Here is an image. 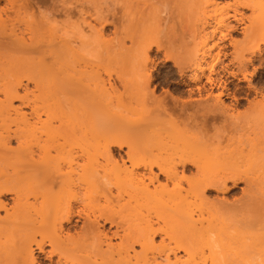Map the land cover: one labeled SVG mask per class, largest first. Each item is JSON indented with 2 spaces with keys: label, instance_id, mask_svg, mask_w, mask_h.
<instances>
[{
  "label": "bare ground",
  "instance_id": "obj_1",
  "mask_svg": "<svg viewBox=\"0 0 264 264\" xmlns=\"http://www.w3.org/2000/svg\"><path fill=\"white\" fill-rule=\"evenodd\" d=\"M2 1L0 264H227L230 259H238L242 264L250 259L248 249L257 252L256 257L262 258L260 263L264 264V186L258 181V170L237 165L239 150L230 149L232 139L227 144L220 140L210 142L203 134L205 128L195 133L200 124H185L182 119L188 102H165L158 99L154 90L148 96L152 110H148L150 106L139 92L131 93L130 100H125L99 69L92 68L90 74L83 65L86 73L80 70L79 62L84 58L71 40L51 46L47 39L50 29L45 31L32 19L35 13L28 14L35 7L39 9V5L35 6L31 0ZM201 1L202 14L197 21L201 22L202 31L194 30L193 35L195 40L199 38V49L185 62L192 69L190 79L200 96L201 85L207 82L211 86L207 100L213 101L218 109L228 110L230 107L225 106L223 99L225 89L218 87V92L224 95L217 100L218 92L213 88L221 85L218 66L228 71L227 65H221V42L227 39L225 34L227 37L231 34L228 31L233 26L228 22L222 1ZM233 4L231 16L235 18L241 15L240 8L251 10L248 23L242 28L244 40L250 44L259 38L250 47L248 62H252L264 44V0H233ZM99 34L106 42L104 31L100 29ZM130 39L133 45L138 42L134 35ZM229 42L237 51L239 41L231 38ZM108 45L112 46V42ZM118 45L125 48V41ZM109 46L111 52L113 46ZM125 49L120 52L121 57L129 55V49ZM143 52L146 63L140 74L148 84L146 90L151 81L147 63L150 55L146 47ZM124 63V69L131 64L129 59ZM237 63L239 71H246L243 66L248 63ZM230 74L236 77L238 72ZM61 95L69 96L68 104ZM257 95L261 97L250 105L264 107V92ZM104 99L110 104L116 100L120 110L112 116L109 111L108 117L117 114L118 123H131L134 127L133 132L130 130L133 127L124 129L127 134L121 135L119 138L123 140L117 142L120 148H127V158L118 159L110 143L101 145V134L93 118L94 105L100 109L106 104ZM133 99L141 104L135 120L123 114L131 112ZM153 112L157 117H152ZM161 115L174 119L161 122L157 120ZM87 119L93 120L91 124ZM206 120L205 117L203 123ZM253 142L249 163L252 157H258L260 150L264 151V146L258 149L259 142ZM102 158L106 161L104 166L99 161ZM240 182L245 183L244 195L233 203L224 199L221 203L224 206L219 207L217 201L207 196L212 189L227 192ZM170 184L171 190L167 189ZM111 185L120 192L129 190L125 210L134 216L137 213L141 228L136 233L123 228L114 206L118 195H113ZM233 205L246 208V212L243 209L244 213L231 215ZM76 218L81 221L80 226L74 224ZM106 223L116 228L112 237H120L119 243H113L109 233L102 229ZM156 223L160 225L155 227ZM120 228L124 230L122 234ZM159 235L161 241L157 244L155 238ZM136 245L140 250L135 249ZM41 254L46 261H42ZM251 258L254 262L255 257Z\"/></svg>",
  "mask_w": 264,
  "mask_h": 264
},
{
  "label": "rangeland",
  "instance_id": "obj_2",
  "mask_svg": "<svg viewBox=\"0 0 264 264\" xmlns=\"http://www.w3.org/2000/svg\"><path fill=\"white\" fill-rule=\"evenodd\" d=\"M31 1L35 6L39 5L40 8L36 9L35 7L33 10H30L28 14L35 13L32 19L37 20V23H40V27L45 28V31L50 29L51 35L48 33L47 39L51 42V46H59L58 44H60L61 41L69 42L71 40L72 43H70L73 47L75 46L79 54L81 53L80 56L82 55L84 60L81 58L82 63L79 62V64L82 65L81 68L79 67L80 70L83 72L86 70L88 72L89 70L88 73H90L92 68L99 69L101 75L107 81L110 80L118 93H121L127 101L130 100L129 95L131 93L139 92L150 106L148 110H152L151 98L148 99V96L153 90L155 91V95L158 96V99H163L165 102H177L178 104L188 102L187 108L182 111V119H184L185 124H200V128H196L194 132L197 133L201 128H205L206 130L203 134L206 135V138H208L210 142H218L220 140L223 144H227L232 139L231 142L233 144L230 149L239 150L237 154V165L241 168L252 167L255 171L258 170L260 175L258 181L264 186V151L260 150L259 154L257 153V158L256 156L255 158L252 157V163H249V161H251L249 157L251 156L248 154L251 146H253L251 145L253 141L259 142L260 146H258V149L264 146V107H261V105L252 107L250 105V102L255 103L261 97L257 95L258 92H264V69L260 68L261 63H264V44H262V52L253 56L252 62H248L251 57L250 47H252L259 38H255L253 44H250L249 41L244 40V31L242 28L248 23L251 10L242 7L240 8L241 15H238L241 19L239 17L235 18L231 16L235 9L233 0H219L222 1L225 12H228L226 13L229 16L228 22L233 26V28H230L228 31L231 33V36L229 35L227 39L221 42L223 46V64L221 65L224 67L227 65L228 71H223L221 66H218V78H221L219 84L222 83L224 85L226 94L223 98L225 104L227 103L225 106L230 107V110H227V108L218 109L215 107L213 101L207 100L206 95L211 88L209 83H202V97L200 96L197 86H195V83L190 79L192 69L189 68L185 62L187 57L192 56L197 52V49H199L197 44L199 38L195 40L193 35H195L194 30L195 32L196 30L198 32L202 31L201 22L199 23L197 21L202 14L201 0ZM0 5H4V1H2ZM205 6L206 5H203V7ZM90 25L92 27H90ZM100 29L107 35L106 42L108 41L110 44L112 42L113 47L109 46V43L105 44L106 42L102 41L99 34ZM131 35H134L138 41L135 45L131 43ZM231 38L239 41L237 51L229 42ZM123 40L125 41L124 47L129 49V55L126 57H121L126 49L118 45L119 42L123 43ZM75 42L77 43L75 44ZM106 45L112 47L111 52L110 50L108 51ZM158 45H161V49H158ZM145 47L149 50L151 60L147 62L151 81L149 83V89L146 90L145 88L148 84L145 83L144 77L140 74L142 66L146 63L143 61V51ZM234 56L237 58L234 59ZM126 59H129L131 64L127 69H124V61ZM238 61L248 63L246 67L243 66V63L240 64L246 69L244 72L248 77L247 80L240 78L242 72L239 71V67L237 66ZM79 64L77 66H79ZM83 65L86 68L85 71ZM232 72H238V75L234 77L230 74ZM107 86H110L108 82ZM29 87L33 88V83H30ZM216 87L217 88H213L216 93L219 89L223 90V88L218 89V87H220L219 85ZM61 97L66 100L68 104L69 96L61 95ZM103 102H106L107 105L101 106L102 108L100 107V109H98L97 105H94L96 109L94 108L95 116L93 118V124H97L95 128L98 126V133L100 132L101 134V137H99L101 145L110 143L113 153L118 159L120 156L127 158V148H120L117 142L123 140L119 138L121 135L127 134L124 132V129L128 126L133 127V125H131V123H118L117 114L113 117H108L111 114H115V112H120L116 107V100L113 101L112 104H110L111 102L109 103V101H105V99ZM16 103L19 104V102ZM92 105L93 104H91V107ZM132 106L133 109L130 113L123 112V114H125V118L135 120L138 118L136 111L140 109L141 104L133 99ZM104 109L105 112L107 111V114L104 112ZM24 110L28 111L29 109L24 108ZM90 111L91 110H89V113ZM109 111L112 112L109 113ZM231 111H233L234 115ZM87 115L88 113L86 116ZM91 115L94 114L91 112ZM186 116L190 117L187 118ZM152 117L155 118L157 115L154 116L153 112ZM205 117L207 120L203 123ZM90 119L92 118H89V120ZM170 119H174V116L161 115L157 118V120L161 122H163V120L170 121ZM90 122L89 124H91ZM56 125H60L59 122L55 124V127H57ZM130 130L133 132L134 127ZM15 144L14 142L13 145ZM99 161H101L102 164L103 162L104 164L106 163L103 158L101 160L99 159ZM111 165L110 168L112 167ZM128 165H130V163H128ZM107 167L109 166L107 165ZM110 168H106V170ZM161 179H163V176H161ZM111 186L114 187L112 188L114 189L113 195H118L117 198L115 196L114 201H116V199L117 201L114 206L121 216L120 220L124 226L123 228L126 229V232L136 233L141 228L139 220L135 217L137 213L133 211L136 213L134 216V214L132 215L129 213L128 209L125 210L126 206L128 208L127 201L130 200L126 194L129 190L125 189L126 192H123L122 189V192H120L118 187L115 185ZM244 187L245 183L240 182L227 192L212 189L207 192V196H209L211 200L217 201L216 203L219 207H223L224 205L221 203L224 199H226L228 203H233L235 200L242 198L244 195ZM167 189H173V185L170 184ZM120 194L123 195L118 199ZM128 195H130V193H128ZM8 198H10V196H7V199ZM132 200L131 198L130 203L132 202L131 204L133 205L134 201ZM231 208L237 209L231 210ZM231 208L229 210L231 215L242 214L244 213L243 209L246 212V208L242 206L235 207L233 205ZM223 210H226V208ZM1 213L4 215V212ZM76 220L77 223L74 224L80 226L82 224L81 221L79 218H76L75 222ZM159 225V223H156L155 227ZM104 228L111 238L116 228L111 227L108 223H106L102 229ZM123 228H120V234L124 232ZM155 240L156 243L159 244L161 241L160 235L157 236ZM91 241L92 240H90V242ZM112 241L113 243H119L120 237L114 236L112 237ZM140 248L139 245L135 246L136 250H140ZM250 250L248 249L249 253L247 252V254L250 255V257L248 256V258H250L249 260L253 262L254 258L251 257L254 256L255 260L259 261L257 264H263V262L260 263L262 258L260 260L257 258V252L254 250L250 252ZM231 258L233 257L231 256ZM41 259L42 261H46L45 255L41 254ZM230 260L233 262L227 260V264H241L242 262L240 261L239 263L237 261L238 259ZM249 260L246 262L248 263ZM255 260L253 263L249 261L248 264H254ZM246 262L244 261L243 263Z\"/></svg>",
  "mask_w": 264,
  "mask_h": 264
},
{
  "label": "snow or ice",
  "instance_id": "obj_3",
  "mask_svg": "<svg viewBox=\"0 0 264 264\" xmlns=\"http://www.w3.org/2000/svg\"><path fill=\"white\" fill-rule=\"evenodd\" d=\"M225 38H227V34H225ZM234 43H238V42H235V41H234ZM260 68H261V69H264V63H261ZM240 78H241V79H244V80H247L248 77H247L246 74H244V73L242 72ZM220 87H221V88H224V85L221 83ZM223 95H224V92H222V91H221V92H218V93H217V97H216L217 100H219V98H220L221 96H223Z\"/></svg>",
  "mask_w": 264,
  "mask_h": 264
}]
</instances>
